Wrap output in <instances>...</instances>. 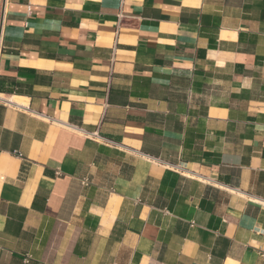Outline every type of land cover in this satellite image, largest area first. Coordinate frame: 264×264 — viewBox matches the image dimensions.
I'll return each instance as SVG.
<instances>
[{"label": "crops", "instance_id": "1", "mask_svg": "<svg viewBox=\"0 0 264 264\" xmlns=\"http://www.w3.org/2000/svg\"><path fill=\"white\" fill-rule=\"evenodd\" d=\"M0 31V264H264V0H0Z\"/></svg>", "mask_w": 264, "mask_h": 264}, {"label": "bare ground", "instance_id": "2", "mask_svg": "<svg viewBox=\"0 0 264 264\" xmlns=\"http://www.w3.org/2000/svg\"><path fill=\"white\" fill-rule=\"evenodd\" d=\"M1 32V31H0ZM13 100H17L19 102H23V99L22 98H18V97H14Z\"/></svg>", "mask_w": 264, "mask_h": 264}, {"label": "built area", "instance_id": "3", "mask_svg": "<svg viewBox=\"0 0 264 264\" xmlns=\"http://www.w3.org/2000/svg\"><path fill=\"white\" fill-rule=\"evenodd\" d=\"M0 41H1V37H0ZM18 154V156H21L22 157V154H20V153H17Z\"/></svg>", "mask_w": 264, "mask_h": 264}]
</instances>
